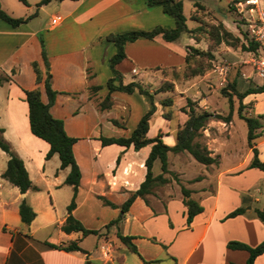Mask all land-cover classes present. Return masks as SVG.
I'll return each mask as SVG.
<instances>
[{
    "label": "crops",
    "instance_id": "1",
    "mask_svg": "<svg viewBox=\"0 0 264 264\" xmlns=\"http://www.w3.org/2000/svg\"><path fill=\"white\" fill-rule=\"evenodd\" d=\"M27 1L29 3L30 0ZM31 1L36 4L39 0ZM55 1H58L60 5H65L66 10H64V16H60L61 21L57 25L50 23L48 27V30L52 32L58 30L53 43L56 44L55 41H57L60 49L50 51L47 42L44 41L51 74V87L61 92L57 94L54 103L50 107V112L54 117L61 118L64 121L67 134L72 135L67 130L66 120L76 115L82 106L71 111V109H68V102L72 97H77L80 94V101H83L81 103H93L95 109L99 111L95 106V98H98L101 93L107 92L103 91L106 88L105 83L108 78L114 75L109 67V58L116 52V47L111 41H108L106 51L101 52L99 48L97 49V40L100 33L105 31V35H108L110 33L144 29L142 23L147 19L148 10L146 9V0ZM159 19L165 20L166 24L160 25L162 27L172 28L175 25L174 22L171 23L169 19H165L162 15ZM93 20L97 21L99 28L96 33L85 31L78 35L80 39H86V42L80 47L79 65L74 66L68 59L72 51L70 52L62 46L67 38L62 30L66 25L79 26ZM30 21L31 19L17 27L8 25L12 28H21L23 25L28 26ZM194 21L197 22V25L199 24L197 20ZM0 22L4 21L0 20ZM5 24L7 23L5 22ZM109 24H117L118 26L111 30L107 28ZM2 28L9 30L7 27L2 26ZM26 28L27 33L18 36L16 42L0 43V75L9 76V80L0 84V128H3L5 139L22 158L29 177L32 183L38 187V190L29 189L21 193L18 187L0 176V264H85L86 262H88L87 264H244L248 258V252L242 249H231L227 247V243L236 240L255 246L264 239V224L257 217L256 208L246 205L248 202L258 201V198L250 199L243 195V191L249 189L259 179L260 175L257 170H260L263 175L264 170L249 167L253 154L247 143V148L243 154L234 145L233 114L229 122L210 118L206 123L202 131L203 142L211 151V155L217 158V162L209 165L203 164L204 169L200 173L183 178L181 175L182 165L190 164L194 166L195 159L187 151L168 152V168L179 173L178 177L181 183L191 190V197L203 207L202 212L193 217L189 226L186 224V206L182 202L181 187L170 174H165L170 179L169 182L154 189V192L147 194L145 198L137 197L119 221V224H124L130 220L131 216L134 217L135 214L132 213V210L137 203L142 205L150 219L155 221V217L163 216L166 237L156 239L155 236L150 237L149 235L154 243L160 244L164 248V254L160 256L161 258L144 256L139 250L141 257L137 254L128 253L126 246L123 244L124 248H122L118 243L120 240L117 235L116 237L112 236L108 228L105 231H98L97 234H93L96 240L91 248L83 244L84 239L91 234L82 236L80 232L65 233L61 230L60 227L66 218V207L71 200L73 188L71 185L64 183L69 168L60 169V161L59 164L54 161V165H51V162L54 158H58V155L55 153L49 159H45V154L49 148L48 143L33 135L29 128L28 104L25 100L24 90L38 87L41 90L42 100L46 101L47 97L43 81L38 84L35 82V74L31 64L32 61H36L45 77L46 69L41 57L40 42H36V39L38 41L36 36L38 32L32 28ZM100 29L102 30L100 31ZM13 33L15 36L18 35L15 31H10V34L14 35ZM189 38H192L195 42L194 44H185V46L192 45L206 49V46L202 48L198 45L203 41V38L196 40L190 33ZM174 42L175 40H164L161 35H157L153 39L140 37L134 41L126 42L124 46L126 57L116 65V69L121 73L122 82L124 84L131 81L140 84L150 82L156 85L158 81H161V78L158 77L157 79V76H155L156 80L151 82V78L147 77L146 82H143L144 76L141 75L138 67L156 69L157 67H181L184 65L186 48L181 45L178 47ZM148 48L157 50L159 57L155 54L154 57L148 58L146 54ZM246 52L250 57L251 51ZM218 54L217 48L214 51L215 58ZM60 60L63 79L59 82L56 81L55 66L56 62ZM219 67H226V72L227 65H216V69ZM108 68L109 72L106 74V80L102 83L98 79V74L101 70L103 72L108 71ZM24 70L27 72V77L23 74ZM124 73H130L132 76L139 77V79H126ZM209 73L207 72L204 76ZM243 76L246 78V75ZM98 86L101 88H96ZM118 92L120 91L112 92L113 99L120 98L129 108V104L122 99ZM135 92H138L137 89L132 93ZM63 94H65L64 97H62ZM141 95L145 101L146 111L149 108V101L144 94ZM258 95V93H250L243 98L244 108L251 104L248 111H243L247 115L254 116L251 110L258 106ZM204 107L209 108L208 111L210 112L224 114L211 109L210 106L205 105ZM84 109L81 110L84 111ZM109 110L112 111L113 107L102 111ZM155 113L157 111L153 115ZM259 113H262L259 120L264 125L263 110L261 109ZM182 114L175 128L171 127L170 119L164 118L161 114L155 117L154 122L151 118L147 136L153 137L158 131H161L163 141L168 145H173L176 141L174 133L187 119V114L185 112H182ZM120 115V113L114 115L109 113L107 119L112 122V119L117 120ZM125 124L124 120V126L120 127H125ZM99 135L94 136L95 149L93 151L97 152V155L94 154L93 156L95 166L90 172L89 179L85 182L83 171L76 158L81 170V178L75 198L76 207L72 211L75 217L84 200H90L96 204L99 200L102 201L100 196L113 202L117 207L102 204L118 210L122 203L114 201L113 198L117 197L125 201L130 192L136 190L145 177L144 160L150 150L149 144L139 150H135L132 145L128 147L118 144L105 145L113 146L116 153L113 154L111 162L101 171L97 161L103 147L97 139ZM37 142L41 144L40 155L37 154L34 146V143ZM76 143L73 145V152ZM255 144L258 149V157L263 160L264 137H257ZM118 156L119 161L117 163L116 158ZM173 157L178 159L177 163L172 161ZM224 157H230L231 163L221 167ZM7 159L8 156L4 165L0 168V175L6 167ZM170 160L173 165H170ZM32 169H34L36 177L32 175ZM159 173L153 174L157 175ZM197 176H201V179L193 181ZM43 194L47 197H44ZM23 197L36 213L30 224L22 222L18 212V206ZM57 201L62 204L63 208V212H60L59 215L55 208ZM237 207H243L244 211L233 217H226L230 211ZM177 213L179 223L174 224L173 215ZM82 223L85 226L84 222ZM39 232L42 233L41 236L37 234ZM133 236L135 237L133 239L135 243L137 236ZM73 240L77 241L83 251H66L51 248L48 245V243L65 245ZM254 264H264V252L256 257Z\"/></svg>",
    "mask_w": 264,
    "mask_h": 264
},
{
    "label": "rangeland",
    "instance_id": "2",
    "mask_svg": "<svg viewBox=\"0 0 264 264\" xmlns=\"http://www.w3.org/2000/svg\"><path fill=\"white\" fill-rule=\"evenodd\" d=\"M242 2L243 4H247L248 0H182L183 2V13L186 18V25L188 28L196 27L197 22L191 19V17H196L197 19H201L204 21L203 27L205 31H198L194 34L196 37L203 38L198 45L204 48L208 46L209 43H212L209 39L206 32L208 31L211 25H224L226 29L231 31L234 35L242 37V34L246 31V26L243 24V15L247 14V10L245 9L243 12L239 11L240 7L238 6V2ZM259 6L264 10V0H258ZM58 1L52 0L49 3L42 5L38 8V12L36 15L31 17V21L28 26H21V28H12L5 22H0V43H12L16 42L18 36H21L24 33H27L26 27L37 30V38L36 42H40L39 39L47 42L50 51H56L60 49L59 44L53 43V39L56 38V33L48 30L49 24L54 15L64 16L66 7L63 4H58ZM198 3V4H197ZM199 3L203 6H200ZM0 5L2 9H4L7 13L14 17H25L33 14L36 11V4L33 1H29V5H25L19 0H0ZM147 19L142 26L145 30L151 29L157 24H166L165 20H160V16L162 15L165 19H169L171 23L174 22V19L162 12L160 6L147 7ZM88 23L81 24L79 26L76 25H66L62 30V33L67 35L66 40L62 46L67 48L71 52V56L68 58L69 61L74 66H78L80 62L81 52L80 47L82 44L86 42V39H80V33L87 31L88 33H96L98 30L97 21H87ZM160 22V23H159ZM3 27H7L6 30ZM117 24H109L107 28L111 30L117 28ZM124 26V25H123ZM130 26V25H129ZM124 28V27H123ZM129 28V27H128ZM15 31L18 35L15 36L10 34V31ZM84 29V30H83ZM122 29V27H121ZM102 29H100L101 31ZM105 31L100 33V37H98V46L100 51H106V43L108 40L106 39ZM248 37V36H247ZM230 39V38H229ZM194 40L189 38V33L184 32L181 36L175 40L174 44L178 47L181 45L183 48L187 49L185 44H194ZM103 43V44H102ZM100 44V46H99ZM218 52L216 58H214L212 62V68L205 71L204 74L210 72L206 76L204 74L196 75L193 77H186L185 75V66L181 67H157L156 69L150 68H142L138 67L139 71L144 78L143 82H146L147 77L151 78V82L156 80L155 76L161 78V81H158L157 84H152L150 82L141 84L145 89L153 92V99L155 101L157 113L153 115L152 120L154 122L155 117L165 116L164 118L170 119L169 123L172 128H175L179 122V119L182 117V108L186 104V98H190L194 101L195 109L197 111L208 110L209 108H205L204 106H210L211 109L216 110L218 112H222L227 114L230 110L233 114V138L234 145H236L243 154L244 150L247 148L246 146V135H247V126L245 121L240 118L237 114V107L239 102L235 96H233V102L230 106L227 97L221 93L222 87H229L228 84L235 82L236 87L239 90H243L247 85L254 84H262L264 80L259 78L256 74L252 72L251 65L249 64V55L248 53L240 48V46H231L227 42L220 43L218 46ZM39 49V46H38ZM153 50V51H152ZM148 58H152L155 56L159 57V52L154 49H149L146 52ZM177 58V57H176ZM205 64L206 61L203 60ZM182 64V63H181ZM227 65V70L223 74H220L216 69V65ZM43 65V64H42ZM44 66V65H43ZM25 68V67H24ZM26 69V68H25ZM108 71L103 72L102 70L98 74V79L100 82H105L106 74ZM24 76L27 77V72L24 70ZM246 75V78L245 76ZM126 79H135L138 80L139 77L132 76L130 73H124ZM55 77L56 81H62V64L61 60L56 62L55 66ZM173 82L174 89L172 91H162L155 93L156 89H158L163 83ZM228 91H231L230 88H227ZM106 92V88L103 89ZM102 91V92H103ZM107 93V92H106ZM106 93H101L98 98H95V106L99 109L97 111L94 107L93 103H81L80 94L77 97H72V99L68 102V109L79 111L76 115L66 120L67 122V130L72 134L71 136L78 137L77 143L74 148V156L79 161L81 169L83 171L84 182L89 179L90 172L92 168L95 166L93 162L94 154L97 155V152H94L95 149V139L94 136L102 134L104 136H128L130 131L136 126L137 119L141 117V115L145 111V101L143 100V96L138 92L135 93H125L118 92L119 95L122 96V99L125 100L127 104H129V108L124 104L120 98L113 99L112 95L110 100H103ZM257 103L258 106L251 110V113H254V116L261 115L259 111L262 109L264 113V93H258ZM65 94L62 95L64 97ZM119 96V97H121ZM171 98L172 104L169 106H163L160 104V101L167 100ZM205 99V101H204ZM80 101V102H79ZM201 103V104H200ZM103 104H109V107H113L115 111H102L104 108ZM251 104L247 105L243 111H248ZM66 106V105H65ZM84 109V111H82ZM82 109V110H81ZM187 110V107H185ZM112 113L121 114L120 117L117 118L118 125L124 126V120L126 122L125 127H120L118 125L113 124L107 119V115ZM113 120V119H112ZM159 132V131H158ZM157 132V133H158ZM161 132V131H160ZM162 133V132H161ZM176 133V132H175ZM174 133V139H176V134ZM5 138V137H4ZM40 141V140H38ZM40 142L34 143L36 148V152L40 155L41 146ZM116 153V149L113 146H103L100 152V155L97 157L99 170L103 171L105 167L111 162L113 154ZM7 158V154L0 149V168L4 165L5 159ZM54 161H57L59 164V158H54L51 162V165H54ZM171 161V160H170ZM174 163L178 162L176 157L172 158ZM170 165H173V163ZM231 163L230 157H224L223 163L221 167H225L226 165ZM184 166V167H183ZM204 165L194 160V166L190 164L182 165V177L187 178L191 177L194 174H198L203 171ZM32 175L36 177L34 173V169H32ZM259 173V179L249 187V189L243 191L244 197L254 199L258 198V201L248 202L246 205H251L255 208L262 209L264 207V175L260 170H257ZM160 172V161L156 160L153 166V173ZM173 172V171H172ZM177 177L179 173L173 172ZM173 177L172 175H170ZM179 178V177H178ZM180 179V178H179ZM161 186V185H160ZM160 186L155 187L154 189L159 188ZM153 189V192H154ZM179 190V189H178ZM152 192V193H153ZM44 197L47 195L43 194ZM114 201L123 203L121 199L114 197ZM98 201V200H97ZM103 202L99 200L94 204V202L90 200H84L78 211L76 212V218L81 222H84L85 226L90 228H95L98 231H105L107 228L110 231V234L116 237V231L119 228V231L123 234H132L137 236L135 239V244L138 250L144 254V256L161 258L162 254H164V248L160 246V244L154 243L151 236H155L156 239L160 237H166V232L164 230V219L163 216L155 217V221L150 219V216L146 214V211L143 209L142 205L137 203L135 204L132 210V213L135 214L134 217H130V220L125 222L124 224H111L108 227L106 226L112 219L116 218L120 213V208L118 210H114L113 208L106 207ZM245 206V205H244ZM55 208L57 209V214L63 212L62 204L59 201L56 202ZM179 215L174 214L173 220L174 224H178ZM264 231V230H263ZM39 236L42 233H37ZM150 235V237H149ZM96 238L93 234L88 235L84 239V246L91 248L94 245ZM122 248H124L123 243L118 242ZM127 248V252L135 255L130 249Z\"/></svg>",
    "mask_w": 264,
    "mask_h": 264
},
{
    "label": "trees",
    "instance_id": "3",
    "mask_svg": "<svg viewBox=\"0 0 264 264\" xmlns=\"http://www.w3.org/2000/svg\"><path fill=\"white\" fill-rule=\"evenodd\" d=\"M25 5H29L27 0H19ZM51 0H39L36 3V11L25 17H14L2 9L0 5V20L6 22L12 27H17L20 24L27 23L32 16L36 15L38 8L47 4ZM198 4V3H197ZM200 6H203L199 3ZM147 7L160 6L162 11L171 16L174 19V27L165 28L160 25H156L151 29H134L120 33H110L107 35V40L111 41L115 47L116 52L109 58V67L113 72V76L108 78L106 86V95L103 100H110L111 94L114 91L132 93L135 89L141 94H144L149 101V108L141 115L136 126L132 129L128 136H104L99 135L97 139L100 141L102 146L109 144H118L122 146L132 145L135 150L150 145V150L144 160L146 167V173L143 181L139 184V187L131 191L127 199L120 205L121 213L114 219H112L106 226L111 224H118L122 219L124 213L129 209L130 205L134 202L137 197L145 198L147 194L153 192V189L157 186L164 185L170 181L165 174H170L176 180L181 187V193L183 195L182 202L186 206V224L190 225L193 217L202 212L203 207L198 201L191 197V190L185 187L180 179L168 168V152L178 153L187 151L197 162L204 165H209L217 162V158L211 155V151L203 142V129L210 118L229 122L232 117V111L230 110L227 114H221L217 112H210L208 110L197 111L195 109L194 101L190 98H186L185 106L181 107L182 111L187 114V119L183 125L179 126L176 131V141L173 145L166 144L162 136L163 134L159 131L155 136H147L149 129V122L152 118L156 105L153 99V92L145 89L139 82L131 81L124 84L121 79V73L116 69V65L121 62L125 57L124 46L126 42L134 41L137 38L144 37L153 39L157 35H161L166 41L177 40L182 33L187 32L194 34L198 31H205L203 27L204 21L191 17V19L197 20L199 24L194 28H188L186 25V18L183 13V2L182 0H146ZM243 24L245 20L243 19ZM212 43H209L206 49H201L192 45H188L186 54L184 56V66L186 77H193L196 75L204 74L205 71L212 68V62L215 58L214 51L217 46L222 42H227L231 46H240L245 51L255 52L257 50V43L254 42L248 35L247 30L242 34V39L239 36L234 35L231 31L226 29L224 25H211L206 32ZM196 40L200 37L191 35ZM248 36V37H247ZM230 38V39H229ZM41 46V57L45 65L46 75L43 76L41 69L36 61H32V68L35 74L36 84L43 81L44 91L47 97L46 101L42 100L41 90L38 87L33 89L24 90L25 100L28 104V121L29 128L33 135L44 140L48 143L49 148L45 154V159H49L53 154H57L60 160V169L66 167L69 171L64 179V183L69 184L73 188V194L70 202L68 203L67 215L64 222L61 224V230L65 233L80 232L82 236L88 234H97L98 230L87 228L83 223L76 218L72 211L76 207V195L78 192V186L81 178V170L76 161L73 152V145L79 139L78 137L67 134L64 128V121L61 118L54 117L50 112V107L55 101L57 94L61 93L51 87L49 72V61L48 55L45 48L44 41L39 39ZM203 60L206 63H203ZM9 80V76L0 75V84L4 81ZM229 87H222L221 93L227 97V100L232 105L233 96H235L239 102L237 107V114L242 118L247 126V144L252 150V158L249 163V167H255L264 170V159L260 160L258 157V149L255 144L257 137H264V125L260 122L259 117L261 115L250 116L243 112L245 105L242 103L243 98L250 93H262L264 92V83L249 85L242 91L236 87V83L232 82L228 84ZM101 88V87H96ZM230 88L231 91H228ZM174 89L173 82L163 83L155 93L162 91H172ZM163 106H169L172 104V99L160 101ZM104 108L109 107V104H103ZM187 107V110L185 109ZM165 117V116H163ZM113 124L118 125V121L113 119ZM122 126V125H118ZM0 149L3 150L7 156L6 167L1 173V177L8 180L14 186L18 187L21 193L26 192L29 189L38 190V187L32 183L29 177L28 171L25 168L22 158L14 151L11 144L3 136V128H0ZM156 159H159L161 163V172L154 175L152 172L153 163ZM119 156L116 158L118 163ZM201 176H197L193 181L200 180ZM103 203L111 207H117L113 202L100 196ZM244 211L243 207H237L230 211L226 217H233ZM18 212L22 222L30 224V222L36 216L35 211L29 205L25 197L22 198L18 206ZM257 217L264 224V207L262 209H255ZM116 235L118 239L128 247L133 253L141 257L136 244L133 239V235L122 234L117 229ZM51 248L63 249L66 251L81 250L83 249L78 245L77 241H70L68 244H53L48 243ZM227 247L231 249H242L248 252V258L244 264H254L256 257L264 252V239L255 246H250L244 242L232 240L227 243ZM86 262L85 264H87Z\"/></svg>",
    "mask_w": 264,
    "mask_h": 264
},
{
    "label": "built area",
    "instance_id": "4",
    "mask_svg": "<svg viewBox=\"0 0 264 264\" xmlns=\"http://www.w3.org/2000/svg\"><path fill=\"white\" fill-rule=\"evenodd\" d=\"M239 11L247 10L243 15L246 30L250 38L257 43L258 47L255 52L250 53L249 64L252 72L264 80V10L259 6L258 0H248V3H237ZM61 21L59 15L54 16L51 20L52 25H57ZM226 67L217 68L220 74L225 72Z\"/></svg>",
    "mask_w": 264,
    "mask_h": 264
}]
</instances>
